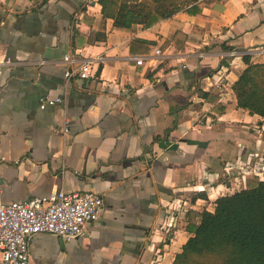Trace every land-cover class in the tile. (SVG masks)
Instances as JSON below:
<instances>
[{
  "label": "crops",
  "instance_id": "obj_1",
  "mask_svg": "<svg viewBox=\"0 0 264 264\" xmlns=\"http://www.w3.org/2000/svg\"><path fill=\"white\" fill-rule=\"evenodd\" d=\"M176 33L183 48H163ZM137 41L150 50L132 53ZM263 48L264 0L180 13L135 37L103 23L98 0H0V54L12 62L0 70V202L63 190L106 205L86 237L33 238L30 264H172L186 213L214 212L264 155L263 119L233 91L244 55L264 63ZM74 53L103 60L96 78L66 81ZM45 97L63 103L41 110Z\"/></svg>",
  "mask_w": 264,
  "mask_h": 264
},
{
  "label": "trees",
  "instance_id": "obj_2",
  "mask_svg": "<svg viewBox=\"0 0 264 264\" xmlns=\"http://www.w3.org/2000/svg\"><path fill=\"white\" fill-rule=\"evenodd\" d=\"M228 0H98L103 23L114 21V28L136 36L137 26L149 30L183 13L201 17L204 9L224 6ZM186 36L176 33L163 48H183ZM146 43H132L135 47ZM139 51V50H138ZM233 86L238 107L264 122V63H251ZM206 99L211 98L204 93ZM242 190L215 201L214 212L189 210L186 213L188 240L172 264H264V180L256 175L242 179Z\"/></svg>",
  "mask_w": 264,
  "mask_h": 264
},
{
  "label": "built area",
  "instance_id": "obj_3",
  "mask_svg": "<svg viewBox=\"0 0 264 264\" xmlns=\"http://www.w3.org/2000/svg\"><path fill=\"white\" fill-rule=\"evenodd\" d=\"M256 53H264V48ZM78 56L74 53L64 58L67 65L64 75L66 81L73 78H96L103 60H80ZM134 60L137 65H143L142 57ZM10 65L11 60L0 54V70ZM62 103L61 98L45 97L41 99L40 109L45 110ZM63 132L70 133L67 127ZM253 159L251 170H245L246 174L242 178L256 175L264 180V155L255 153ZM243 169L242 166L241 171ZM105 213L104 197L94 192L55 190L48 196L35 197L23 203L0 202V264H30V242L39 235L56 236L67 242L86 237L91 228L101 226Z\"/></svg>",
  "mask_w": 264,
  "mask_h": 264
},
{
  "label": "rangeland",
  "instance_id": "obj_4",
  "mask_svg": "<svg viewBox=\"0 0 264 264\" xmlns=\"http://www.w3.org/2000/svg\"><path fill=\"white\" fill-rule=\"evenodd\" d=\"M259 126V125H258ZM261 127H259V131L261 130L262 131V133L260 134V137L262 136V137H264V126L263 125H260ZM252 167V165L250 164V165H247V171L248 170H251L250 168ZM244 174H246V172H243V175ZM232 176V175H231ZM231 176H230V178H229V180L231 179ZM263 178H264V175H263ZM234 183L235 184H237V182L236 181H234Z\"/></svg>",
  "mask_w": 264,
  "mask_h": 264
}]
</instances>
